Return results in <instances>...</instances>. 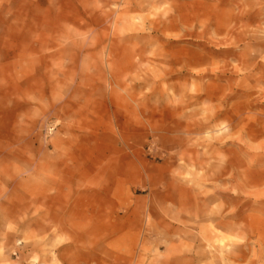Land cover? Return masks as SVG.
Listing matches in <instances>:
<instances>
[{
    "label": "rangeland",
    "instance_id": "obj_1",
    "mask_svg": "<svg viewBox=\"0 0 264 264\" xmlns=\"http://www.w3.org/2000/svg\"><path fill=\"white\" fill-rule=\"evenodd\" d=\"M0 264H264V0H0Z\"/></svg>",
    "mask_w": 264,
    "mask_h": 264
},
{
    "label": "bare ground",
    "instance_id": "obj_2",
    "mask_svg": "<svg viewBox=\"0 0 264 264\" xmlns=\"http://www.w3.org/2000/svg\"><path fill=\"white\" fill-rule=\"evenodd\" d=\"M210 94H212V91L210 90V92H209V90H207L206 91V93H205V96L206 97H209V95ZM200 98V97H199ZM218 118H219V114H217V113H215L213 116H211L210 118H209V122L211 123H208L207 125H206V127H208V128H212V127H215V126H218L217 125V123L216 124H212L213 123V120H218ZM219 131V129H217V131H216V133ZM212 138L213 137V135L211 136H209V138ZM108 165V164H107ZM111 166V164L110 165H108V167H110ZM121 182H123V181H121ZM93 188H95V189H100V186H99V184L98 183H96V185L94 184L93 186H92ZM108 188H109V186L107 185V186H103V188L101 187V189H100V191H108ZM186 198H187V196L186 195H184V196H182V199H180V201H186ZM205 199V198H204ZM209 199H211V198H209ZM201 207V206H200ZM238 258V255H234L233 256V258Z\"/></svg>",
    "mask_w": 264,
    "mask_h": 264
}]
</instances>
